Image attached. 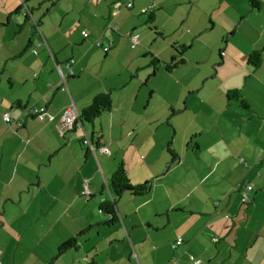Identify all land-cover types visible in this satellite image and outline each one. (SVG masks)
<instances>
[{
  "label": "crops",
  "instance_id": "crops-1",
  "mask_svg": "<svg viewBox=\"0 0 264 264\" xmlns=\"http://www.w3.org/2000/svg\"><path fill=\"white\" fill-rule=\"evenodd\" d=\"M21 1L0 0V264H48L83 231L78 248L52 264H264V0L257 8L251 0H131V9L122 0ZM128 34L139 35L135 48ZM176 45L190 46L173 71L183 105L151 109L152 79ZM252 52L262 53L258 68L248 63ZM70 60L74 75L63 83L59 69L67 74ZM230 91L249 109L228 100ZM105 93L110 112L59 125L69 106L81 114ZM32 104L55 120L28 115ZM86 137L110 155L90 153ZM119 163L133 185L151 189L124 194L118 223L100 224L110 218L100 205L115 200ZM239 183L253 188L246 202Z\"/></svg>",
  "mask_w": 264,
  "mask_h": 264
},
{
  "label": "trees",
  "instance_id": "trees-1",
  "mask_svg": "<svg viewBox=\"0 0 264 264\" xmlns=\"http://www.w3.org/2000/svg\"><path fill=\"white\" fill-rule=\"evenodd\" d=\"M251 4L252 7L254 8L259 7V3L256 0H251ZM153 19H154V15L153 14L149 15L148 23H151ZM189 49L190 46H186V45L174 46L175 54L172 56L171 60L168 63L163 65L165 70L168 73H171L174 70H176L179 66L183 65L185 63L186 54L189 51ZM248 63L254 68H258L262 63V53L252 52L248 57ZM159 64L160 61L157 58L153 57L150 66H152L154 70H157ZM228 100L230 101L236 100L240 103V106L242 108L249 109V105L247 101L237 91L228 92ZM112 107H113V101L111 95L109 93L99 94L93 99L91 104L82 111V113L80 114V121L91 124L102 114L110 112L112 110ZM175 113L176 111L172 110V114ZM190 144L191 143H189V146ZM166 151L170 155L172 163L178 160V155L172 149L171 143L167 145ZM150 185H151L150 182H146L142 185H137V186L133 185L128 177V173L124 163H119L110 181V188L115 196V200L113 202H104L100 205V211L103 214L109 216L110 218L106 222L100 224L114 225L118 223L119 219L116 211L117 199L122 197L124 194H129L131 196H136V197L146 196L150 192L151 189ZM85 232L86 231H83L82 233L78 234L76 237L63 243L58 248V252L54 260L61 257L70 250L77 249L78 248L77 239L81 237V235L85 234ZM54 260H52L48 264H52ZM86 264H97V263L95 262V260H91Z\"/></svg>",
  "mask_w": 264,
  "mask_h": 264
},
{
  "label": "built area",
  "instance_id": "built-area-1",
  "mask_svg": "<svg viewBox=\"0 0 264 264\" xmlns=\"http://www.w3.org/2000/svg\"><path fill=\"white\" fill-rule=\"evenodd\" d=\"M124 3V8L125 9H131L133 7V3L131 0H122ZM144 13H147L148 10L145 9L143 11ZM24 15H27L26 12H24ZM82 35L84 38H88L89 34L87 32H82ZM131 41V47L135 48L137 46V44L139 43V35L138 34H128L127 35ZM97 46L102 48L104 50V52H108L109 48L108 47H102L101 43H97ZM74 63L73 60H70L69 62L66 63L65 68L67 70V74H64L62 69L60 68V74H61V78H62V82L65 83V80L67 79V77H72L73 74V70H72V64ZM26 112L28 113V115H30L33 118L38 119L41 122L44 121H50L53 122L55 120L54 116L52 114H50L47 111V108L45 106H36V105H29L26 108ZM80 120V113L76 110V108L72 105L69 106L63 113L62 117H61V121L59 122L60 126L62 128H66V129H70L72 128L77 121ZM3 121L10 125L15 123L14 120H12V118L10 117V115L8 113H5L3 115ZM100 137V135H99ZM82 145L88 149V151L90 153L93 154H102V155H110V149L108 147V145L106 144H101V142L99 143L95 141V137H86L83 141H82ZM236 190H244V193L242 194V200L243 202L247 201V193L250 192L253 188L250 185H244L242 183H239L236 187ZM85 194H88V190L86 188L85 190ZM213 241L215 243H217L219 240L217 238H214ZM183 244V240L182 239H178L176 241V243L173 245V248H176L180 245ZM175 260V259H174ZM191 261L194 264H201L200 260H195L193 257H191Z\"/></svg>",
  "mask_w": 264,
  "mask_h": 264
},
{
  "label": "rangeland",
  "instance_id": "rangeland-1",
  "mask_svg": "<svg viewBox=\"0 0 264 264\" xmlns=\"http://www.w3.org/2000/svg\"><path fill=\"white\" fill-rule=\"evenodd\" d=\"M17 1L19 2L20 6H21L22 1L21 0H17ZM191 52H192V50H191ZM217 56L219 57L218 53H217ZM185 66L186 65H184V67ZM215 70L216 69H213V72H215ZM208 71H209V69H208L207 66H204V65L201 66V72H208ZM177 73H178L177 71L168 73L165 70L164 66H162L160 68L158 74L155 77H153L151 86L155 87L157 92H156L155 95L152 96V99L150 100V102H151L150 108L151 109H159L161 112L164 111L165 109H169V107H167V100H171V102L179 101L180 104L183 105V95L180 93V86L176 82L177 79H182V77L178 76L179 74H177ZM188 73L191 75L192 79H195L197 77V71H196V68H195L194 65L190 66V68L188 70ZM145 91H147V101H148L149 97H150V90H149V88H145ZM147 101H145V103ZM194 102H198V100L195 101V99H194ZM189 117H190V120H191L193 116L190 115ZM206 127L208 128V125ZM176 142H177L176 143V147L179 150H181L180 149V144H181V146L183 148L182 138L179 137L176 140ZM193 142H194V140H193ZM169 143H171V142H169ZM128 144H129V142H127V141H125L123 143V146H124L125 150H127ZM172 149H173V146H172ZM182 152H183V150H182ZM168 158H169L168 163L172 164L171 157L168 156ZM184 165H186V161L184 162ZM184 165L181 166L182 170H180V172L186 171V169H185L186 166H184ZM189 171H190L191 175H193V177L195 176V173H197V170H195L192 166H189Z\"/></svg>",
  "mask_w": 264,
  "mask_h": 264
}]
</instances>
